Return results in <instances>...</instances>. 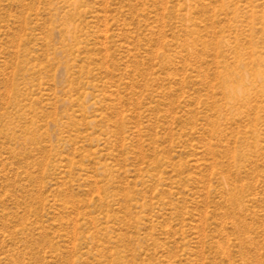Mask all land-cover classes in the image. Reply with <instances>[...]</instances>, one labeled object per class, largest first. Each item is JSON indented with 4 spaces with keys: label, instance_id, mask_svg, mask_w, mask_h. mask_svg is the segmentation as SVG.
<instances>
[{
    "label": "rangeland",
    "instance_id": "rangeland-1",
    "mask_svg": "<svg viewBox=\"0 0 264 264\" xmlns=\"http://www.w3.org/2000/svg\"><path fill=\"white\" fill-rule=\"evenodd\" d=\"M0 264H264V0H0Z\"/></svg>",
    "mask_w": 264,
    "mask_h": 264
}]
</instances>
